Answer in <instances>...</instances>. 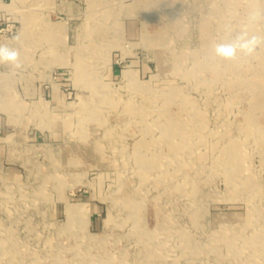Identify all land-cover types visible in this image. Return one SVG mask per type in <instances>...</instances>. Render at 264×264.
<instances>
[{
  "label": "rangeland",
  "instance_id": "rangeland-1",
  "mask_svg": "<svg viewBox=\"0 0 264 264\" xmlns=\"http://www.w3.org/2000/svg\"><path fill=\"white\" fill-rule=\"evenodd\" d=\"M226 24L264 0H0V264H264V47Z\"/></svg>",
  "mask_w": 264,
  "mask_h": 264
},
{
  "label": "clouds",
  "instance_id": "clouds-1",
  "mask_svg": "<svg viewBox=\"0 0 264 264\" xmlns=\"http://www.w3.org/2000/svg\"><path fill=\"white\" fill-rule=\"evenodd\" d=\"M260 13L252 11L247 16V23H254ZM225 32L230 34L227 41H220L214 45V54L223 61H236L239 57L254 58L258 50L264 47V35L250 32L247 27L235 29L231 24L224 26ZM19 35L11 37L12 41H19ZM0 65H7L11 69L21 70L20 50L8 43H0Z\"/></svg>",
  "mask_w": 264,
  "mask_h": 264
},
{
  "label": "bare ground",
  "instance_id": "bare-ground-1",
  "mask_svg": "<svg viewBox=\"0 0 264 264\" xmlns=\"http://www.w3.org/2000/svg\"><path fill=\"white\" fill-rule=\"evenodd\" d=\"M215 71V70H214ZM232 72V71H231ZM260 120V119H259ZM8 197V196H7ZM71 209L76 210V207H71ZM69 212V211H68ZM67 224V223H66ZM68 225V224H67ZM66 229V228H65ZM261 235V234H260ZM28 247V246H27ZM81 247V246H80Z\"/></svg>",
  "mask_w": 264,
  "mask_h": 264
}]
</instances>
